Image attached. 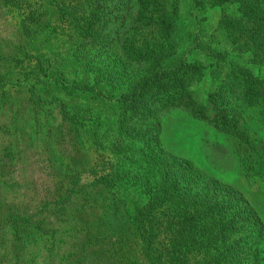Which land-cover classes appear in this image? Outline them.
Instances as JSON below:
<instances>
[{
    "label": "rangeland",
    "instance_id": "rangeland-1",
    "mask_svg": "<svg viewBox=\"0 0 264 264\" xmlns=\"http://www.w3.org/2000/svg\"><path fill=\"white\" fill-rule=\"evenodd\" d=\"M90 1H74L83 5V25L52 18L48 0H33L21 12L5 0L0 10V155L14 160L15 175L33 178L43 202L51 200V183L58 191L69 189L72 166L82 168L88 182L104 177L97 186L101 194L124 188L143 208L144 222L164 229H151L157 237L186 232L206 238L212 222L230 220L231 213L200 214L204 206L214 210L223 185L231 187L228 196L236 206L243 197L264 221V28L222 22L223 7L210 0L201 9L192 0H175L177 26L161 15L158 23L133 21L132 0H97L96 13ZM246 2L233 0L229 11L239 15ZM259 3L264 11V0ZM16 46L25 62L13 52ZM58 55L56 66L62 64L69 77L102 80L99 87L107 84L114 97L126 94L134 101L120 108L115 98L67 94V107L89 124L65 139L63 100L57 98L52 108L39 104L38 113L29 91ZM23 63L25 69L18 70ZM161 64L162 82L136 91ZM46 92L69 93L52 85ZM225 112L236 116L234 124L225 121ZM36 115L38 149L26 150L24 136L28 146L36 141ZM109 201L113 207L104 208L117 212L132 206L114 196Z\"/></svg>",
    "mask_w": 264,
    "mask_h": 264
},
{
    "label": "trees",
    "instance_id": "trees-1",
    "mask_svg": "<svg viewBox=\"0 0 264 264\" xmlns=\"http://www.w3.org/2000/svg\"><path fill=\"white\" fill-rule=\"evenodd\" d=\"M74 1L76 0H48L51 5H48L47 10L55 20L59 16L66 21L80 22L78 9L83 5L79 6ZM207 1L192 0V3L196 9H201ZM210 1L223 7L222 22H240L259 31L264 28V11L259 3L262 0H249L250 3L246 2L244 8L246 12L241 10L239 15L229 11L233 0ZM4 2L5 0L0 1V10L4 7ZM97 2H89L94 13L98 11L95 12L92 6H97ZM8 3L14 6L11 9L21 12L33 5V0H8ZM178 8L175 0H132L130 18L133 21L139 20L142 24L152 21L158 23L161 21L158 16L161 15L166 18L167 24L177 26L180 22ZM227 17L229 20L225 21L224 18ZM21 51L20 46L13 48L20 61L25 62L19 56ZM55 52L57 53L56 50ZM30 55L27 53L26 57ZM59 59L58 55L49 60L44 76L32 83L29 91L34 110L38 113L41 111L39 104H49L52 108L57 98L63 100L64 114L60 129L65 139H69L71 134H79L82 127L89 124V120L85 121L82 115L74 112V108L67 107L70 102L66 98L69 96L109 98L111 102L115 98L114 105L120 108L134 101L133 97L126 94H116L114 97L107 84L99 87L102 80L69 77L62 64L59 68L56 66ZM179 64H183V61ZM162 66L163 64L156 75L148 77L136 91L144 85L146 87L161 83ZM25 67L23 63L18 64L17 68L21 70ZM51 85L58 93L64 90L69 93L48 95L46 91ZM20 86L23 89L24 86ZM105 87L109 93L104 92ZM124 87L125 91L131 89L129 86ZM76 103L77 101L74 104ZM192 113L199 118H208L203 111L192 110ZM223 116L229 125L237 120L230 112H225ZM35 121L37 135L34 146H28L25 136L22 139L26 150L38 149L35 145L39 143L41 129L37 115ZM173 160L183 161L189 166L193 164L191 160ZM14 164L8 154L0 155V264H264V221L243 197V204L236 206L234 199L231 200L228 196L229 186L223 185L225 191L214 210L211 211L209 206L202 208L201 215L232 214V218L226 222H212L208 237L195 238L186 232L157 237L151 229H156L157 232L164 229L157 222H151L150 226L144 222L143 208L124 188L101 194L97 186L103 183L104 177L88 182L82 168L78 170L72 166L73 173L66 178L70 184L69 189L58 191L56 185L53 187L51 183V200L43 202L39 191L30 181L33 178L15 175L17 164ZM214 181L221 184L217 179ZM111 196L122 205H132L128 207V212L126 209L125 212H117L115 207L104 208L105 203L113 207V203L109 201ZM232 197L234 198L233 194ZM228 199L230 200L226 204ZM209 211L211 212L208 213ZM238 218L241 220L239 226L235 223ZM193 230L196 231L197 228L193 227Z\"/></svg>",
    "mask_w": 264,
    "mask_h": 264
}]
</instances>
